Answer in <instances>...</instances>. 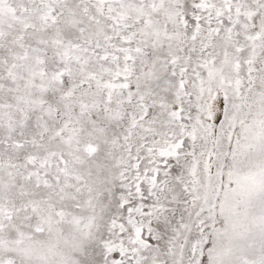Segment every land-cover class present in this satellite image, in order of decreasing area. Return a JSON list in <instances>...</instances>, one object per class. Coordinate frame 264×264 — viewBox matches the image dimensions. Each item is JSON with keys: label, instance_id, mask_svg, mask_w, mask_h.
Here are the masks:
<instances>
[{"label": "snow or ice", "instance_id": "6c2138e0", "mask_svg": "<svg viewBox=\"0 0 264 264\" xmlns=\"http://www.w3.org/2000/svg\"><path fill=\"white\" fill-rule=\"evenodd\" d=\"M0 264H264V0H0Z\"/></svg>", "mask_w": 264, "mask_h": 264}]
</instances>
